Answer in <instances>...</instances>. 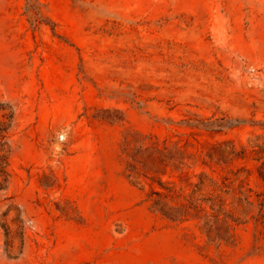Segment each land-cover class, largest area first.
Masks as SVG:
<instances>
[{
	"label": "rangeland",
	"instance_id": "rangeland-1",
	"mask_svg": "<svg viewBox=\"0 0 264 264\" xmlns=\"http://www.w3.org/2000/svg\"><path fill=\"white\" fill-rule=\"evenodd\" d=\"M0 264H264V0H0Z\"/></svg>",
	"mask_w": 264,
	"mask_h": 264
}]
</instances>
